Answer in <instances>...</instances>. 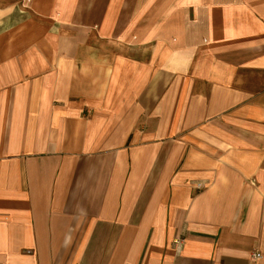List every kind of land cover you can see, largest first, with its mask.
<instances>
[{"label":"crops","instance_id":"crops-1","mask_svg":"<svg viewBox=\"0 0 264 264\" xmlns=\"http://www.w3.org/2000/svg\"><path fill=\"white\" fill-rule=\"evenodd\" d=\"M0 264H264V0H0Z\"/></svg>","mask_w":264,"mask_h":264},{"label":"built area","instance_id":"built-area-1","mask_svg":"<svg viewBox=\"0 0 264 264\" xmlns=\"http://www.w3.org/2000/svg\"><path fill=\"white\" fill-rule=\"evenodd\" d=\"M198 187L201 188V187H203V185L201 183H199ZM178 241H180V240H178ZM262 257H263L262 253L257 251V250L252 252V254H251L252 260H257V259H260Z\"/></svg>","mask_w":264,"mask_h":264}]
</instances>
